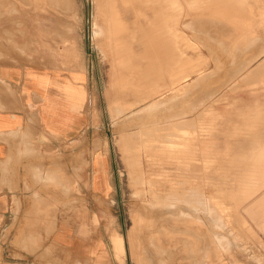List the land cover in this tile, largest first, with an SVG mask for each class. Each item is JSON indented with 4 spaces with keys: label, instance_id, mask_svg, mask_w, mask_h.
Returning a JSON list of instances; mask_svg holds the SVG:
<instances>
[{
    "label": "rangeland",
    "instance_id": "374dc122",
    "mask_svg": "<svg viewBox=\"0 0 264 264\" xmlns=\"http://www.w3.org/2000/svg\"><path fill=\"white\" fill-rule=\"evenodd\" d=\"M142 1L107 0L103 18L98 0H0V57L56 59L63 71L84 64L93 82V122L81 134L88 143H64L62 149L40 144L46 168L42 181L60 188L70 172L67 157L78 153L79 173L70 186L78 193L81 168L90 165L93 154L106 153L113 189L103 223L111 231L118 263L250 264L246 255L231 256L230 248L232 238L239 246L244 239L245 247L247 235L258 237L253 222L264 231L261 215L250 217L251 222L247 218L248 205L264 199V167L255 166L264 161V0H150L147 6ZM143 12L158 23L152 27L153 45H158L153 53L144 40L148 27L137 26ZM99 18L106 27L97 35ZM165 49L172 54L162 53ZM158 51L169 56L165 62ZM69 194L56 192L57 206L9 209L0 235V264H70L56 257L48 241L57 222L88 212L80 192L74 202ZM115 234L121 244L114 243ZM204 248L217 249L218 255H199ZM254 260L264 264V254Z\"/></svg>",
    "mask_w": 264,
    "mask_h": 264
},
{
    "label": "crops",
    "instance_id": "0c3cea01",
    "mask_svg": "<svg viewBox=\"0 0 264 264\" xmlns=\"http://www.w3.org/2000/svg\"><path fill=\"white\" fill-rule=\"evenodd\" d=\"M77 66L63 71L56 59L42 62L39 59L9 60L0 57V235L10 208L53 207L57 206L56 192L70 193L72 202L79 199L80 192L87 200L82 206L87 209V214L83 213L80 218L72 215L70 221L57 222L48 237L49 245L57 251L56 257L70 264H126L125 261L118 263L114 258L111 231L103 223L107 207L104 204L110 200L113 189L109 155L93 154L90 165L81 168L78 193L73 194L70 187L73 177L79 173L75 161L78 160V153L72 152L67 157L68 162L72 161L69 162L70 172L64 174L67 179L59 185L60 188H48L42 181L46 168L40 144L62 149L64 143H88V139L85 141L81 134L93 122L89 101L93 82L84 64L82 69L79 63ZM86 101L89 103L87 106ZM48 192L53 194L48 197ZM71 206L74 207L75 203ZM248 208V222H251L250 217L261 215L264 226V199L253 201ZM255 224L252 223L257 228L254 230L258 237L247 235L245 247L244 239L241 240L242 247L238 245V239L237 244L232 240L230 248L231 256L246 255L253 264L255 255L264 254V231L259 232L260 228ZM261 229L264 230V227ZM39 232L44 234L41 227ZM113 240L121 244L120 236L115 234ZM205 250L199 255H211L212 252L218 255L217 249H208L207 253Z\"/></svg>",
    "mask_w": 264,
    "mask_h": 264
},
{
    "label": "bare ground",
    "instance_id": "6f19581e",
    "mask_svg": "<svg viewBox=\"0 0 264 264\" xmlns=\"http://www.w3.org/2000/svg\"><path fill=\"white\" fill-rule=\"evenodd\" d=\"M51 1H52V0H51ZM60 1H61V0H60ZM71 1H72V0H71ZM103 1H104V0H98L99 16H101V15L103 14V13H102V10H103V7H105V4H104V3H105L107 0H106L104 3H103ZM109 1H110V0H109ZM126 1H127V0H126ZM210 1H211V0H210ZM29 2H30V1H29ZM56 2H57V1H56ZM113 2H114V0H113ZM113 2H111V6H112V3H113ZM123 2H124V0H123ZM150 2H151L150 0H143V1L141 2V4H142L143 6H147V5L150 4ZM212 2H213V1H212ZM212 2H211V3H212ZM66 3H67V2H66ZM70 3H71V2H70ZM108 3H109V2H108ZM121 3H122V1H121ZM125 3H126V2H125ZM215 3H216V2H215ZM217 3H218V2H217ZM217 3H216V4H217ZM220 3H221V2H220ZM72 4H73V3H72ZM103 4H104V6H103ZM231 4H232V3H231ZM2 5H3V4H2ZM61 5H63V4H61ZM107 5H108V4H107ZM109 5H110V4H109ZM210 5H211V4H210ZM227 5H228V4H227ZM227 5H225V6L228 7ZM72 6H73V5H72ZM221 6H222V5H221ZM225 6H224V7H225ZM258 6H259V5H258ZM3 7H4V6H3ZM70 7H71V5H70ZM222 7H223V6H222ZM232 7H234V5H233ZM5 8H6V7H5ZM67 8H69V7H67ZM71 8H72V7H71ZM106 8H110V7H106ZM115 8H116V7H115ZM115 8L113 7V9H115ZM234 8H235V7H234ZM62 9H63V6H62ZM65 9H66V7H65ZM66 10H67V9H66ZM69 10H70V8H69ZM110 10H111V9H110ZM141 10H143V7H140V8H139V13H140ZM226 10H227V8H225V11H226ZM111 11H112V10H111ZM213 11H214V10H213ZM106 12H107V9H106ZM113 12H114V11H113ZM113 12H112V13H113ZM115 12H116V11H115ZM233 12H234V11H233ZM108 13H111V12L109 11ZM104 15H106V14H104ZM108 15H109V14H108ZM114 15H117V14H114ZM114 15H113V16H114ZM141 15H142L143 17H142L141 19H138V20H137V26H138V27H148V31L145 32L144 40H146V42H147V45H148V48H149L150 53H153V52L156 50V48H158V47H157L158 45H153V39L156 37V34H155V37H153V31H152L153 29H152V27H157V26H158V25H157L158 23L156 24V18H155V16H154L153 14H146V13L143 12V13H141ZM102 16H103V15H102ZM240 16H241V15H240ZM104 17H105V16H103V18H104ZM110 17H112V16H110ZM115 17H116V16H114V17H112V18H115ZM195 17H196V16H195ZM101 18H102V17H101ZM103 18H102V19H103ZM106 18H107V16H106ZM106 18H105V19H106ZM201 18H202V17H201ZM204 18H205V17H204ZM76 19H77V18H76ZM105 19H104V20H105ZM109 19H110V18H109ZM118 19H119V18H118ZM110 20H111V19H110ZM116 20H117V19H116ZM158 20H160V19H158ZM193 20H194V18H193ZM197 20H199V19H197ZM212 20H213V19H212ZM101 21H102V20H101ZM101 21H100V18H99L98 24H97V26H96L97 28L94 29V30H95L94 33L97 34V35H98V32L100 31V29L106 27V25H105L104 27L101 26ZM105 21H106V20H105ZM107 21H108V18H107ZM225 21H228V20H225ZM119 22H120V21H119ZM199 22H200V21H199ZM199 22H198V23H199ZM203 22H204V21H203ZM110 23H113V22L110 21ZM110 23H107V24H110ZM162 23H163V22H162ZM194 23H195V22H194ZM196 23H197V22H196ZM119 24H120V23H119ZM159 24L161 25V22H160ZM188 24H189V23H188ZM205 24H206V23H205ZM221 24H222V23H221ZM228 24H229V23H228ZM233 24H234V23H233ZM103 25H104V24H103ZM110 25H111V24H110ZM114 25H115V24H114ZM114 25L112 24L111 27L114 26ZM121 25H123V24H121ZM208 25H209V23H208ZM219 25H220V23H219ZM124 26H125V25H124ZM233 26H234V25H233ZM233 26H232V27H233ZM92 27H93V26H92ZM94 27H95V26H94ZM101 27H102V28H101ZM111 27H110V28H111ZM164 27H165V26H164ZM108 28H109V27H108ZM112 28H113V27H112ZM125 28H126V27H125ZM160 28H162V27H160ZM233 28H234V27H233ZM238 28H239V27H238ZM229 29H230V28H229ZM235 29H236V28H235ZM239 29H240V28H239ZM104 30H105V28H104ZM108 30H109V29H107V31H108ZM111 30H112V29H111ZM113 30H114V29H113ZM113 30H112V31H113ZM123 30H124V29H123ZM125 30H126V29H125ZM145 30H146V29H145ZM109 31H110V30H109ZM114 31H115V30H114ZM165 31H166V30H165ZM236 31H238V30H236ZM116 32H117V31H116ZM120 32H121V30H120ZM163 32H164V31H163ZM228 32H229V30H228ZM103 33H104V32H103ZM105 33H106V31H105ZM107 33L109 34V32H107ZM164 33H165V32H164ZM215 33H216V32H215ZM236 33H237V32H236ZM113 34H114V33L112 32V35H113ZM117 34H118V33H117ZM237 34H238V33H237ZM104 35H106V34H104ZM110 35H111V34H110ZM114 35H115V34H114ZM220 35H221V34H220ZM228 35H229V34H228ZM106 36H108V35H106ZM218 36H219V35H218ZM223 36H224V35H223ZM110 37H111V36H110ZM220 37H221V36H220ZM157 38H159V37H157ZM215 39H216V38H215ZM222 39H223V37H222ZM6 40H7V39H6ZM170 40H171V39H170ZM226 40H227V39H226ZM227 41H228V40H227ZM163 42H164V41H163ZM171 42H172V41H171ZM239 42H240V41H239ZM105 43H106V42H105ZM158 43H159V42H158ZM160 44H161V43H160ZM231 44H232V43H231ZM163 45H164V44H162V47H163ZM222 45H223V44H222ZM109 46H111V45L109 44ZM109 46H108V47H109ZM164 46H165V45H164ZM177 46H178V45H177ZM226 46H227V44H226ZM228 46H229V45H228ZM22 47H23V46H22ZM14 48H15V47H14ZM111 49H112V48H111ZM111 49H110V50H111ZM159 49H160V48H159ZM179 49H180V48H179ZM166 50H167V49H165V51H163L162 53L165 54V53H166ZM168 50H169V49H168ZM262 50H264V49H262ZM160 51H162V50H160ZM160 51H158V52H159L160 54H162ZM225 51H226V50H225ZM144 52H145V51H144ZM262 52H264V51H262ZM262 52H261V53H262ZM214 53H215V52H214ZM229 53H230V52H229ZM160 54H159V55H160ZM164 54H162V55H164ZM166 54L169 55L170 53H166ZM166 54H165V55H166ZM171 54H172V53H171ZM171 54H170V55H171ZM173 54H175V53H173ZM153 55H154V54H153ZM157 55H158V54H157ZM162 55H161V56H162ZM165 55L162 56V57H163V58H164V57H169L168 55H167V56H165ZM231 55H232V53H231ZM231 55H230V56H231ZM21 56H22V55H21ZM173 56H174V55H173ZM185 56H186V55H185ZM150 57H151V56H150ZM154 57H155V55H154ZM174 57H175V56H174ZM262 57H264V56H262ZM24 58H25V57H24ZM152 58H153V57H152ZM163 58L161 59V61L163 60ZM235 58H236V57H235ZM158 59H160V57H159ZM164 59H165V60H164L163 62L166 61V58H164ZM175 59H176V58H175ZM184 59H185V58H184ZM5 60H6V59H5ZM153 60H154V58H153ZM153 60H152V63H153ZM155 60H157L156 57H155ZM262 60H264V58H262ZM1 61H2V60H1ZM161 61H160V63H162ZM181 61H182V60H181ZM193 61H194V60H193ZM33 62H34V64L36 63L35 61H33ZM33 62H32V63H33ZM149 62H151V61H149ZM154 62H155V61H154ZM37 63H38V62H37ZM155 63H157V66H158L157 68H159L160 66L158 65V62L156 61ZM155 63H154V64H155ZM168 64H169V62H168ZM172 64H173V63H172ZM151 65H152V64H151ZM179 65H180V64H179ZM256 65H257V64H256ZM147 66H148V65H147ZM164 66H166V65H164ZM167 66H168V65H167ZM258 66H259V65H258ZM261 66H264V64H262ZM152 67H154V66H152ZM173 67H174V66H173ZM166 68H167V67H166ZM159 69H160V68H159ZM243 69H244V68H243ZM243 69H242V70H243ZM261 69H262V67H261ZM259 70H260V69H259ZM259 70H258V72H259ZM261 71H262V70H261ZM253 72H254V71H253ZM204 74H205V73H204ZM242 75H243V74H242ZM137 76H138V75H137ZM169 76H170V75H169ZM172 76H173V75H172ZM257 76H258V75H257ZM231 78H232V77H231ZM235 78H236V77H235ZM238 78H239V77H238ZM197 79H198V78H197ZM229 79H230V78H229ZM239 79H240V78H239ZM243 79H244V78H243ZM0 81H1V80H0ZM191 81H193V80H191ZM194 81H195V80H194ZM229 81H230V80H229ZM244 81H246V79H245ZM244 81H243V82H244ZM252 81H253V80H252ZM195 82H196V81H195ZM195 82H194V83H195ZM235 82H236V81H235ZM1 83H2V82H1ZM1 83H0V84H1ZM6 83H7V82H6ZM189 83H190V82H189ZM192 83H193V82H192ZM232 83H234V82H232ZM1 85H2V84H1ZM9 85H10V84H9ZM183 85H184V84H183ZM186 85H188V84H186ZM186 85H185V86H186ZM124 86H125V85H124ZM229 86H230V85H228V87H229ZM122 87H123V86H122ZM226 87H227V86H226ZM230 88H231V87H230ZM234 88H235V87H234ZM130 89H131V88H130ZM232 89H233V88H232ZM2 90H3V89H2ZM186 90H187V89H186ZM12 91H13V90H12ZM223 91H224V90H223ZM4 92H5V91H4ZM14 92H15V91H14ZM89 92H90V91H89ZM0 93H1V92H0ZM11 93H12V92H11ZM2 94H3V93H2ZM218 94H219V93H218ZM8 95H9V93H8ZM12 95H13V94H12ZM185 95H187V94H185ZM1 96H2V95H1ZM211 96H212V94H211ZM10 97H11V96H10ZM12 97H13V96H12ZM173 97H174V96H173ZM215 97H216V96H215ZM219 97H220V96H219ZM5 98H6V97H5ZM206 98H207V97H206ZM15 99H16V98H15ZM201 99H202V98H201ZM213 99H214V98H213ZM0 100H1V99H0ZM10 100H11V99H10ZM167 101H168V100H167ZM172 101H173V100H172ZM200 101H201V100H200ZM9 102H10V101H9ZM153 102H154V101H153ZM197 102H198V101H196V103H197ZM201 102H202V101H201ZM203 102H204V101H203ZM4 103H5V102H4ZM4 103H3V105H5ZM133 103H134V102H133ZM154 103H156V102H154ZM10 104H11V103H10ZM156 104H157V103H156ZM156 104H155V105H156ZM191 104H192V103H191ZM189 105H190V104H189ZM6 106H8V104H7ZM11 107H13V106H11ZM153 107H155V106H153ZM153 107H152V108H153ZM159 107H160V106H159ZM188 107H189V106H188ZM13 108H14V107H13ZM149 108H150V110H151V107H150V106H149ZM168 108H170V107H168ZM190 108H191V107H190ZM161 109H162V108H161ZM192 109H194V108H192ZM192 109H191V110H192ZM144 110H145V109H144ZM170 110H171V109H170ZM172 110H173V109H172ZM119 111H120V110H119ZM167 111H168V109H167ZM167 111H166V112H167ZM120 112H121V111H120ZM127 112H128V111H127ZM144 112H145V111H144ZM169 112H170V111H169ZM171 112H172V111H171ZM177 112H178V111H177ZM111 113H112V112H111ZM117 113H118V112H117ZM141 113H142V112H141ZM149 113H150V112H149ZM175 113H176V112H175ZM182 113H183V112H182ZM156 114H157V113H156ZM168 114H169V113H168ZM178 114H179V113H178ZM180 114H181V112H180ZM130 115H132V114H130ZM172 115H174V114H172ZM177 116H178V115H177ZM199 116H200V115H199ZM112 117H113V116H112ZM124 117H125V116H124ZM155 117H156V116H155ZM170 117H171V116H170ZM172 117H173V116H172ZM175 117H176V115H175ZM121 118H122V116H121ZM165 118H166V117H165ZM119 119H120V118H119ZM123 119H124V118H123ZM144 119H145V118H144ZM150 119H151V118H150ZM183 119H184V118H183ZM127 120H128V119H127ZM152 120H153V119H152ZM155 120H156V119H155ZM123 121H124V120H123ZM141 121H142V120H141ZM153 121H154V120H153ZM153 121H152V122H153ZM165 121H166V120H165ZM118 122H119V121H118ZM144 123H145V122H144ZM146 123H148V122H146ZM143 125H144V124H143ZM192 125H193V124H192ZM193 126H194V125H193ZM160 129H161V128H160ZM130 130H131V129H130ZM123 131H124V130H123ZM128 131H129V130H128ZM128 131H126V132H128ZM146 133H147V132H146ZM147 134H148V133H147ZM147 134H146V135H147ZM162 134H164V133H162ZM164 135H165V134H164ZM147 137H148V136H147ZM129 138H130V137H129ZM162 138H163V137H162ZM131 139H132V138H131ZM123 140H124V139H123ZM129 141H130V139H129ZM137 142H138V141H137ZM122 143H123V142H122ZM120 144H121V143H120ZM130 144H131V143H130ZM135 144H136V142H135ZM154 146H155V144H154ZM95 147H96V146H95ZM132 147H133V146H132ZM137 147H138V146H137ZM133 150H134V148H133ZM128 151H129V150H128ZM134 153H135V152H134ZM160 158H161V157H160ZM124 161H125V160H124ZM255 161H256V160H255ZM258 161H259V160H258ZM258 161L255 162V166H256V168H258L257 166H259V165L262 166V167H264V161H262V160L259 161V162H258ZM247 162H248V161H247ZM247 162H246V163H247ZM134 164H135V163H134ZM248 164H249V163H247V167H248ZM258 164H259V165H258ZM255 166H254V167H255ZM260 166H259V168H260ZM262 167H261L260 169H262ZM247 169H248V168H247ZM249 170H250V169H249ZM254 170H255V169H254ZM244 172H245V171H244ZM129 173H130V172H129ZM256 173H257V172H256ZM262 173H264V172H262ZM45 174H46V173H45ZM51 175H52V174H51ZM127 175H128V174H127ZM48 176H49V175H48ZM253 176H254V175H253ZM53 177H54V176H53ZM142 177H143V176H142ZM50 178H51V177H50ZM184 179H185V178H184ZM244 179H246L245 176H244ZM247 179H249V177H248ZM136 180H137V179H136ZM250 180H252V179H250ZM250 180H247V181H250ZM259 180H260V179H259ZM128 181H129V180H128ZM142 181H143V180H142ZM136 182H137V181H136ZM150 182H151V181H150ZM150 182H149V183H150ZM157 182H158V181H157ZM183 182H184V181H183ZM253 182H254V181H253ZM257 182H258V181H257ZM257 182H256V183H257ZM262 182H264V181H262ZM262 182H261V183H262ZM152 183H153V182H152ZM245 183H246V182H245ZM247 183H248V182H247ZM254 183H255V182H254ZM254 183H253V184H254ZM259 183H260V181H259ZM261 183H260V185H261ZM183 184H184V183H183ZM262 184H264V183H262ZM138 185H139V184H138ZM152 185H154V184H152ZM254 185H256V187H257V184H254ZM140 186H141V185H140ZM140 186H139V187H140ZM247 186H248V185H247ZM247 186H246V187H247ZM250 186H251V185H250ZM250 186H249V188H252V187H250ZM262 187H264V186H262ZM151 188H152V187H151ZM180 188H181V187H180ZM253 188H255V187H253ZM253 188H252V189H253ZM256 189H257V188H256ZM183 190H184V189H183ZM247 190H248V189H247ZM66 191H67V190H66ZM147 191H148V190H147ZM242 191L244 192L243 195L245 196V194L247 193L246 189H244V190H242ZM248 191H249V190H248ZM250 191H252V190L250 189ZM232 193H233V191H232ZM240 193H241V192H240ZM140 194H141V193H140ZM169 194H170V193H169ZM183 194H184V193H183ZM248 194H249V193H248ZM188 195H189V194H188ZM195 195H196V194H195ZM201 195H202V194H201ZM260 195H261V194H260ZM171 196H172V195H171ZM193 196H194V195H193ZM247 196H248V195H247ZM251 196H252V195H251ZM181 197H182V196H181ZM191 197H192V196H191ZM200 197H201V196H200ZM200 197H199V199H200ZM135 198H136V197H135ZM165 198H166V197H165ZM174 198H175V197H174ZM174 198H173V199H174ZM182 198H183V197H182ZM189 198H190V197H189ZM203 198H204V197H203ZM244 198H245V197H244ZM160 199H161V197H160ZM160 199H159V200H160ZM195 199H196V198H195ZM247 199H248V198H247ZM167 200H168V199H167ZM174 200H175V199H174ZM181 200H183V199H181ZM153 201H155V200H153ZM169 201H170V200H169ZM179 201H180V200H179ZM185 201H186V200H185ZM246 201H247V200H246ZM138 202H141V201H138ZM160 202H161V201H160ZM182 202H183V201H182ZM182 202H181V203H182ZM189 202H190V201H189ZM208 202H209V201H208ZM165 203H166V202H165ZM165 203H164V204H165ZM181 203H180V204H181ZM187 203H188V202H187ZM194 203H195V202H194ZM196 203H197V201H196ZM201 203H202V200H201ZM142 204H144V203H142ZM151 204H152V203H151ZM155 204H156V202H155ZM155 204H154V205H155ZM161 204H163V203H161ZM167 204H168V203H167ZM167 204H166V205H167ZM189 204H190V203H189ZM191 204H192V203H191ZM199 204H200V203H199ZM205 204H206V203H205ZM196 205H197V204H196ZM151 206H152V205H151ZM186 206H188V205H186ZM211 206H212V205H211ZM145 207H146V205H145ZM152 207H153V206H152ZM158 207H159V206H158ZM193 207H195V206H193ZM209 207H210V206H209ZM136 208H138V207H136ZM154 208H155V207H154ZM169 208H170V207H169ZM174 208H175V207H174ZM191 208H192V207H191ZM203 209H204V208H203ZM138 210H139V209H138ZM173 210H174V209H173ZM178 210H179V209H178ZM200 210H201V209H200ZM207 211H208V210H207ZM213 211H214V210H213ZM132 212H133V211H132ZM137 212H138V211H137ZM141 212H142V211H141ZM179 212H180V211H179ZM183 212H184V211H183ZM194 212H195V211H194ZM215 212H216V211H215ZM139 213H140V212H139ZM139 213H138V214H139ZM146 213H147V212H146ZM186 213H187V212H186ZM218 213H219V212H218ZM141 214H142V216H143L144 212L141 213ZM164 214H166V213H164ZM164 214H163V215H164ZM211 214H212V213H211ZM216 214H217V213H216ZM170 215H171V214H170ZM173 215H174V214H172V216H173ZM186 215H187V214H186ZM165 216H166V215H165ZM167 216H168V215H167ZM177 216H178V215H177ZM181 216L183 217V215H181ZM184 216H185V215H184ZM189 216H190V215H189ZM195 216H196V215H195ZM143 217H144V216H143ZM145 217H146V216H145ZM212 217H213V216H212ZM148 218H149V217H148ZM150 218H152V217H150ZM150 218H149V219H150ZM154 218H155V216H154ZM165 218H166V217H165ZM179 218H181V217H179ZM183 218H184V217H183ZM189 218H190V217H189ZM192 218H193V217H192ZM243 218H244V217H243ZM144 219H145V218H144ZM174 219H175V216H174ZM187 219H188V218H187ZM145 220H146V219H145ZM205 220H206V219H205ZM222 220H223V219H222ZM149 221H150V220H149ZM191 221H193V220H191ZM196 221H197V220H196ZM246 221H247V220H246ZM147 222H148V221H147ZM156 222H157V220H156ZM223 222H224V221H223ZM154 223H155V222H154ZM160 224H161V223H160ZM223 224H224V223H223ZM158 225H159V224H158ZM170 225H171V223H170ZM220 225H221V224H220ZM143 226H144V225H143ZM145 226H146V225H145ZM149 226H150V225H149ZM206 226H207V225H206ZM206 226H205V228H207ZM221 226H222V225H221ZM138 227H139V226H138ZM146 227H147V226H146ZM168 228H169V227H168ZM174 228H175V227H174ZM213 228H214V227H213ZM138 229H139V228H138ZM153 229H154V228H153ZM157 229H158V228H157ZM172 229H173V228H172ZM221 229H222V228H221ZM154 230H155V229H154ZM169 230H170V229H169ZM134 231H135V230H134ZM158 231H159V230H158ZM172 231H173V230H172ZM220 231H221V230H220ZM226 232H227V231H226ZM161 233H162V232H161ZM167 233H168V232H167ZM173 233H174V232H173ZM205 233H206V232H205ZM207 233H208V232H207ZM136 234H137V233H136ZM144 234H145V233H144ZM163 234H165V233H163ZM183 234H184V233H183ZM227 234H228V233H227ZM210 236H211V235H210ZM210 236H209V237H210ZM228 236H229V235H228ZM154 237H155V236H154ZM154 237H153V238H154ZM205 237H206V236H205ZM155 238H156V237H155ZM224 238H225V237H224ZM181 239H182V238H181ZM203 239H204V238H203ZM152 240H153V239H152ZM227 240H228V239H227ZM232 240H234V239H232ZM234 241H236V240H234ZM117 242H118V241H117ZM145 242H146V241H145ZM154 242H155V241H154ZM156 242H157V241H156ZM232 242H233V241H232ZM150 243H152V242H150ZM157 243H158V242H157ZM203 243H204V242H203ZM212 243H213V242H212ZM212 243H211V244H212ZM220 243H221V242H220ZM222 243H223V241H222ZM222 243H221V244H222ZM235 243H237V242H235ZM235 243H234V244H235ZM119 244H120V242H119ZM153 244H154V243H153ZM153 244H152V245H153ZM145 245H146V244H145ZM224 245H225V244H224ZM226 245H227V244H226ZM154 246H155V245H154ZM156 246H157V245H156ZM192 246H193V245H192ZM208 246H209V245H208ZM240 246H241V245H240ZM152 247H153V246H152ZM158 247H159V245H158ZM205 247H206V246H205ZM234 247H235V246H234ZM234 247H233V248H234ZM165 248H167V247H165ZM158 249H159V248H158ZM156 250H157V249H156ZM162 250H163V249H162ZM166 250H167V249H166ZM218 251H219V250H218ZM164 252H165V249H164ZM169 252H170V251H169ZM225 252H227V251H225ZM146 253H147V252H146ZM203 253H204V252H203ZM144 254H145V253H144ZM149 254H150V253H149ZM165 254H166V253H165ZM169 255H170V254H169ZM151 256H152V255H151ZM195 256H196V255H195ZM184 257H185V256H184ZM198 257H199V256H198ZM207 257H208V256H207ZM202 258H203V257H202ZM155 259H156V258H155ZM155 259H154V260H155ZM147 260H149V259H147ZM160 260H161V259H160ZM220 261H222V260H220ZM141 262H142V261H141ZM146 262H147V261H146ZM88 263H89V262H88ZM155 263H156V262H155ZM159 263H160V262H159ZM193 263H194V262H193Z\"/></svg>",
    "mask_w": 264,
    "mask_h": 264
}]
</instances>
